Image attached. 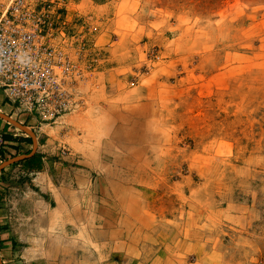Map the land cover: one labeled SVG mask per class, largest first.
<instances>
[{
	"label": "rangeland",
	"instance_id": "obj_1",
	"mask_svg": "<svg viewBox=\"0 0 264 264\" xmlns=\"http://www.w3.org/2000/svg\"><path fill=\"white\" fill-rule=\"evenodd\" d=\"M46 1L75 66L52 157L91 189L99 175L137 189L123 230L98 237V211L89 228L73 213L75 254L103 264L121 246L100 238L134 230L132 264H264V0H111L104 19L90 0Z\"/></svg>",
	"mask_w": 264,
	"mask_h": 264
},
{
	"label": "crops",
	"instance_id": "obj_2",
	"mask_svg": "<svg viewBox=\"0 0 264 264\" xmlns=\"http://www.w3.org/2000/svg\"><path fill=\"white\" fill-rule=\"evenodd\" d=\"M89 2V11L95 18L108 17L106 13L110 12L113 1ZM112 68L108 66L104 71ZM61 115L40 121L31 113H21L0 89V247L5 256L1 259L3 264H94L90 251L81 257L75 254L73 232L68 230L76 220L73 213L79 211L76 221L81 222L80 225L86 223L89 228L90 209L98 211V237H102L106 229H122L116 226L114 217L118 209L128 206L133 211L137 207V189L132 185L120 184L121 180L116 177L108 179L99 175L97 188L91 189L88 174L73 173L71 165L52 157L56 148L48 143L47 130L58 126L50 124H55ZM74 182L78 188L73 186ZM111 212L114 215L110 218L106 213ZM132 231L130 237L124 232L116 234L120 240L100 238L105 246L109 242L116 246L119 241L117 245L121 248L108 251L101 258L98 255L96 260L103 264L138 262L137 243L125 239L134 236Z\"/></svg>",
	"mask_w": 264,
	"mask_h": 264
},
{
	"label": "built area",
	"instance_id": "obj_3",
	"mask_svg": "<svg viewBox=\"0 0 264 264\" xmlns=\"http://www.w3.org/2000/svg\"><path fill=\"white\" fill-rule=\"evenodd\" d=\"M60 17L46 0H0V89L40 121L75 105V66L53 39ZM1 142L0 131V148Z\"/></svg>",
	"mask_w": 264,
	"mask_h": 264
},
{
	"label": "bare ground",
	"instance_id": "obj_4",
	"mask_svg": "<svg viewBox=\"0 0 264 264\" xmlns=\"http://www.w3.org/2000/svg\"><path fill=\"white\" fill-rule=\"evenodd\" d=\"M258 48H259V46H258ZM72 119V118H71ZM135 165H136V163H135Z\"/></svg>",
	"mask_w": 264,
	"mask_h": 264
}]
</instances>
